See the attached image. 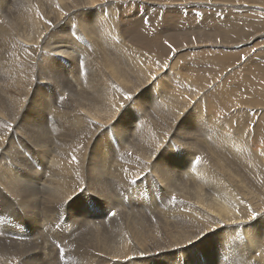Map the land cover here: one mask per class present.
<instances>
[{
  "label": "rangeland",
  "instance_id": "obj_1",
  "mask_svg": "<svg viewBox=\"0 0 264 264\" xmlns=\"http://www.w3.org/2000/svg\"><path fill=\"white\" fill-rule=\"evenodd\" d=\"M63 2L65 4L66 0ZM177 5L179 7H174ZM40 12L44 14L39 16ZM60 12L65 21L54 28L55 40L47 44V37L51 33L49 25L56 22ZM129 14L132 24L139 23L142 18L148 21L143 25V32H127L129 29L122 25L121 17L128 20ZM96 15L99 18L94 20ZM92 20L94 22L90 24ZM248 20H252L256 26L249 27ZM5 21L11 24L13 36L6 38L0 30V139H7L6 144H10V148L18 150V153L23 151L29 154L38 167L31 172L22 169L17 172H23L19 174L21 179L39 185L30 194V211L14 213L17 221L11 228L25 237L18 240L9 238L12 230L0 226L1 242H4H0V264H53L48 263V242H51L42 227L54 221L57 234H64L69 223L75 222L76 227L84 231L87 229L85 232L89 233L88 229L95 226L97 219L91 218L94 222L89 221L86 226L82 217L95 210L101 213L102 209L106 212L108 208H114L110 206L111 201L112 204L133 206L127 210L140 213L139 216L149 223L163 227L162 234L153 232L152 235L159 236L162 242L167 241L163 237L165 233L171 232L177 236L182 232L183 222L178 221L176 216L182 210H189L188 205L180 202L183 195L180 196L179 189L194 194L197 203L209 204L216 217L222 214L228 217L229 226H235V234L230 236V228L218 229L217 233L218 230H215L211 243L207 245V249L216 253L215 264H263L259 258L263 256L262 250L264 252V232H242L247 219L232 215L253 210L264 217V139L253 140L256 138L261 109L264 108V62L261 60L264 59V50H261L264 45V0H211V5L206 0H171L170 4L168 0H73L67 9L60 0H48L43 8L38 0H0V27ZM225 23L229 26H220ZM121 25L125 29L123 32ZM89 26L95 27L91 31L92 38L85 32ZM239 26L244 28L245 36L227 41L226 37ZM101 29L112 32V44L99 37L103 33L98 31ZM93 39H101L103 50L93 46ZM165 41L168 43L165 44ZM184 43H189L190 48L182 50ZM159 45L170 49L169 52L161 53ZM252 48H256L257 52L252 53ZM22 54L28 55L27 62ZM124 54L128 60L124 59ZM216 55L223 57L217 71L211 64ZM245 56L248 58L241 59ZM44 59L47 61L42 65ZM193 59L201 60L206 67L202 66L198 71L185 69ZM15 62L18 67L14 65ZM173 63L180 64L179 70L182 71L176 73ZM250 69L252 73L235 88L234 93L225 90L227 84ZM103 71L116 82L102 74ZM17 75L22 77L20 90L14 88ZM153 76L158 77L156 81L151 80ZM141 77L149 81L150 88L147 86L144 92L140 90L131 101H126L124 97L131 96L143 83L137 82ZM223 90L227 94L232 93V97L239 102L242 92H250L252 98L247 99V105H251V102L259 110L252 113L254 106L243 103L242 107H226L213 113L211 93ZM38 99H41L40 112L36 113L33 108ZM71 108L89 111L96 121L86 123L79 134L71 136L59 121L64 116L62 113ZM238 109H241L240 114ZM32 113L35 118L30 117ZM21 116H26L28 124L22 122ZM73 118L70 116V119ZM175 121L176 128L173 130ZM99 122L107 123L103 132H98ZM28 125L48 131L49 134H45L47 142L36 149L31 147L36 142L26 136L29 135ZM96 132L98 141L93 142L89 138ZM64 138L68 140L65 146L62 144ZM79 141L83 143L82 159L86 171L80 173L79 182L74 184L73 189L78 191L86 184L92 186L71 201L75 209H67L70 202L66 200L62 204L53 199L59 195L54 184L62 186L63 182L59 181L64 172L52 165L60 157L62 149L75 156L73 151H78L75 147ZM6 149L7 146L0 144V165L6 164L0 166V175L1 178L5 175L4 179L8 180L10 176L6 173H10V168L16 171L18 160L17 155L7 154ZM38 150L51 152L52 155L43 156L38 154ZM104 156L107 162L103 163ZM89 158L98 166L87 170ZM102 163L112 174L103 170ZM124 165L131 169L134 166L135 172L142 175L128 180L119 179L127 173L114 177V173L121 174L118 170H124ZM231 172L235 174L232 181L225 178ZM160 173H168L171 183H163L165 177ZM188 175L196 177L187 180ZM110 179L117 188H113ZM14 188L19 189V185ZM5 189L0 186V193H4L0 194V203L5 205L7 213L12 211L11 202L19 200L21 193ZM176 189L179 193L174 191ZM45 194L44 198L48 197V200L44 199L46 205L43 201ZM33 199L38 201L34 203ZM36 203L40 209L34 205ZM52 203L55 204L50 205ZM58 207L60 217H52ZM46 211L50 212L48 216L51 218L40 221L47 216ZM75 214L79 215L76 219ZM4 218L8 220L5 226L13 223L11 217L5 215ZM73 219H78V222ZM251 221L250 224L254 220ZM90 223L95 224L92 226ZM193 223L196 226L204 224L203 221ZM60 228L64 229L63 232H60ZM33 232L39 234L32 235ZM67 235H58L60 242L53 241L54 247L63 249L65 243L71 240ZM34 237L38 240H32ZM125 241V238L118 239L117 243ZM255 245L261 248H255L256 251ZM241 249L246 256L237 260L234 256ZM196 254L200 264L205 262L208 252L204 248L196 251ZM186 255L181 257L182 264L188 261L187 252Z\"/></svg>",
  "mask_w": 264,
  "mask_h": 264
},
{
  "label": "bare ground",
  "instance_id": "obj_2",
  "mask_svg": "<svg viewBox=\"0 0 264 264\" xmlns=\"http://www.w3.org/2000/svg\"><path fill=\"white\" fill-rule=\"evenodd\" d=\"M60 1H61L62 5H64L65 9H67L69 7V4L73 0H66L65 4L63 2L64 0H60ZM84 1H86V0H84ZM47 2H48V0H41V1L38 0V4H39V6L41 8H43L44 5L47 4ZM43 14H44V12H40L38 15L41 16ZM62 18H63V13L60 12L56 22L54 24H52V25H49L51 33L47 37V39H48V40H46L47 44H50L51 42H53L55 40V36L53 34V30H54V28L56 26L60 25L61 22H63L64 19L62 20ZM98 18H99V16L96 15L94 20H97ZM60 20H62V21H60ZM58 21H60V22H58ZM93 22L94 21L92 20L90 22V24H93ZM248 24H249V27H251V28H254L256 26V24L252 20H248ZM220 26L221 27L222 26L227 27L229 25L227 23H225V24H220ZM94 28L95 27H93V26H89V28H87L86 31H85L86 34H90V37H91V31ZM0 30H1V32H3L2 36L6 37V38L13 36V33H11L12 32V26H11V24L8 21H5L3 24H1ZM98 31L99 32L103 31L102 35L101 36L99 35V37L103 38L104 42L109 43V44L113 43V34H112V32H110L108 30H104V29H101V30H98ZM245 33L246 32H245V30H244V28L242 26L236 27V29L233 31V34L230 35V36H227L226 40L229 41V40H233L236 37L237 38L238 37H243V36H245ZM103 34H105V36H103ZM100 40L101 39H98V40H96V39L94 40L93 39V41H92V42H94L93 46L96 47L97 50H99V49L103 50V47L101 46L102 42ZM160 40H161V37H159L158 42H160ZM253 44H255V43H253ZM96 48H94V49H96ZM187 48H190L189 43H184L183 46H182V50L183 49H187ZM158 49L163 54L168 53L169 50H170V49H167V48H165L163 46H160V45H159ZM102 53H104V52H102ZM22 56H24L26 58L25 59L23 57L26 61L25 60H22V61L27 62L28 55L27 54H22ZM124 56H125L124 59L128 60V56L126 54H124ZM222 58H223L222 56H218V55H216V56H214L212 58L211 64H213V67H215L214 70L217 71L219 69V64L222 61ZM15 60L17 61L18 58L15 59ZM261 60L264 62V59H261ZM25 62L22 63V65L25 64ZM176 64L177 63H175V64L173 63L172 66L175 69V70L174 69L173 70L176 71V73H178L179 71H182L181 69L179 70V68H181V65L180 64L176 65ZM14 65H16L18 67V63L17 62H15ZM202 66L206 67V65L201 60L193 59L190 63L186 64V66H185L186 68L185 69L193 68L195 71H198V69L201 68ZM118 68H119V66H118ZM118 68L116 70V73L119 75ZM23 69H24V67H23ZM176 69H178V70H176ZM201 70L202 69H200L199 72ZM251 73H252V70L250 69L245 74L239 76L235 81H231L230 84H227L225 90L234 93L235 92V88H238L240 86L241 82L245 79V77L247 75H250ZM102 74L107 75L112 81L116 82V80L112 76L108 75L104 71H103ZM119 78H120V76H119ZM151 80H152V78H151ZM144 81H145V77H141L140 79H138V81H137L138 83H141V82H143V83H141L137 87V89L131 94L132 97H134L135 94L138 91H140V90H141V92H142V90L144 92V90L146 89L147 86H149L148 88H150L149 81H145V82ZM20 86H22V77H21V75H17V77H15V79H14V88L16 90H20ZM225 90H223V91H221L219 93H217V92H215V93L212 92L211 93L212 99H211L210 102L213 103V105L211 107V111L213 113H218L219 111H221L222 109H224L226 107H234L236 105H239L240 107H242V106H244V104L247 105V99L248 98H252V94L250 92L244 91V92H242V96H241V100L243 102L241 100L239 102V101H237L236 99H234L232 97V93L227 94L225 92ZM38 94L41 95V93H38ZM40 102H41V99L40 100L39 99L35 100V106H34L33 110L36 113L40 112V107H39ZM250 104L251 105H247V106H251V107L254 106L251 102H250ZM240 110L241 109H238V111H237L239 114H240ZM256 110H259V109L255 108V106L253 108H251V112L252 113H255ZM261 112H262V114L260 116L259 124H258V127H257L256 138H254L253 140H259L260 141V139H264V108L261 109ZM62 114H64V116H62V118L59 119V121L64 126H66L67 131L70 133L71 136L74 135V134L75 135L79 134V132L82 130L83 126L86 123H92V122L96 121V119H95V117H94V115L92 113H90L89 111L84 110L82 108L66 109L65 113H62ZM70 116H73L74 118L70 119ZM235 116L237 117V115H235ZM30 117L31 118H35L34 113H32V115H30ZM22 118H23L22 122L28 124V119L26 118V116H24ZM232 119H233V117H232ZM175 123H177V121L173 122L172 129L175 127ZM106 125H107V123H105V122H99V124H98V132H103L105 127H106ZM16 127L18 129V125H16ZM28 128H32V127L30 125H28ZM56 129L59 131V128L57 126H56ZM61 131H62L64 136H67V134L64 133L63 130H61ZM98 132H96L89 139H91L93 142L98 141V139H97ZM45 134L48 135L49 132L46 131V130H43V137L46 140L47 136H45ZM57 134H58V132H57ZM26 136H28L29 138L33 139L36 142V139L33 136L28 135V134H26ZM21 139H22V137H21ZM0 142H3V143H0V144L7 146V149H6V153L7 154L10 153L9 155H11V156H13V154H14V156L18 154V150L14 149L13 147L10 148L11 145L10 144H6L7 139H0ZM17 144H19V143H17ZM22 144H23V142H22ZM62 144L64 146L67 145L68 144V140L65 139V138L62 139ZM82 144H83L82 141H79L77 147H75V149L78 150L76 152L73 151L75 156H73L72 152H68L65 149H62V153L60 152V157L58 156V158H56V160L54 161V163L52 165V167L56 166V167H58L59 171L62 170L61 172H64L63 175L60 178L61 179L60 181H59V179H56V181L58 180L59 182H61V181L63 182L62 186H58L57 184L53 183L55 185V188L57 189L56 190L57 191V195L59 194L58 196L56 195L57 197H55L53 199H55L57 202L58 201L62 202V204H63L64 201H66V200L68 201L69 200V197L73 193L74 184L79 182L80 173L86 171V170H84L83 159H82V156H83V151H82V147H81ZM27 145H29V143ZM32 146L33 145H31V147ZM4 148H6V147H4ZM15 148H17V147H15ZM33 148L36 149L35 147H33ZM38 152H39V150H38ZM58 152H59V149H58ZM40 153L43 156L46 155V154H49V156L52 155L51 152H46L45 153V152L41 151L38 154H40ZM131 159L135 161V159H134V157L132 155H131ZM89 160H90V162H89L90 164H89L87 170L98 166L97 163H95L91 158H89ZM16 162H18V161H16ZM104 162H107V159L105 158V156L103 157V163ZM103 163H102L103 170L105 172H107V173L112 174V172L110 170H106L105 169V167H104L105 164H103ZM3 165L6 166L5 163ZM3 165H0V166H3ZM111 166H112V164H111ZM7 167H8V164H7ZM11 167H13V166H11ZM123 167H126V168L124 170L123 169H119L118 170L119 172H121V174L118 175V174L114 173L113 174V175H115L114 177H116V176L117 177H121L122 175L127 173L126 175H124L122 178H119V179L128 180V179L137 177L138 175L141 174V173L135 172L136 169H135L134 166H133V169H131V167L127 168V165H124ZM15 168H16V166H15ZM46 168H48V167H46ZM17 170H19V169H17ZM17 170L15 171V169H12V168L9 169L10 173H6V174H9V176H10V178L8 180L4 179L5 175L3 176V178H1L2 175H0V186L2 188L6 187L8 190L9 189H13L14 192H16V191H18V193L20 192L18 188H14L15 185H17V186L19 185V182L21 180V177H19V174L22 171L19 173V171L17 172ZM70 172H72V173H70ZM16 173H18V174H16ZM54 173L55 172H53V174ZM234 175H235L234 172H231L228 175H226L225 178H228V179H230L232 181ZM236 175H238V174H236ZM33 177H34V175H33ZM108 177L110 178L111 176L109 175ZM195 177H196V175H188V176H186V179L189 180L190 178H195ZM6 178H7V176H6ZM53 178H55V177H53ZM3 179L5 181H3ZM112 180H113V178H112ZM113 182H115V180H113ZM35 184H37V183H35ZM200 184L203 185L202 182ZM38 185H39V183H38ZM114 185H115V183H114ZM115 188H117V185L115 186ZM225 188L223 190H221L219 197L221 196V194L225 190ZM7 189H5V190H7ZM49 189L50 188H48V190ZM110 189H111V187H110ZM118 190H119V188H118ZM179 190H180V193H179ZM179 190L176 189L174 191L179 193L180 196H181V194L183 195V196L180 197V202L182 204H184V205H188L189 210H187V211H183L182 210L176 216V219L178 221L183 222L182 225H181L182 232L179 233L177 236L174 233L168 232V233H165L163 235V237L165 239H167V241H164V242L160 241V237L159 236H153L152 233L155 232L157 234H162L163 231H164L163 227H158V225H156V224L149 223L148 221H146L145 219H143L142 217L139 216L140 213L130 212V211L127 210L128 207H133V206H123V205H120L119 203H116V202H115V204H112L113 202L111 201L110 202V206H112L114 208H108V210L106 212H104L103 209H102L101 213H99L98 210H95V211L92 212V214H85L82 217L83 222L85 224L88 223L89 221H92L91 218H93V220L97 219L96 224L94 223L95 226H93L94 224L93 225L91 224L94 221H92L90 223L93 227L88 229L89 233L85 232L87 229L84 231V230L81 229V227L80 228L76 227L75 226L76 225L75 222H73V224H71L72 223L71 222V223H69V226L67 225L68 228H65L66 229V233L68 234L67 237H69L71 240L69 239L70 241L65 243V247L63 249H59V247L56 248V246L54 247V244L48 242V244L50 245V251H48V252H50V261L48 263H52L53 262V264H182L181 257L186 255V252H187L188 253V261H187L186 264H199V257L196 254V251L199 252V249H204L205 248V250L208 252V254L206 256L205 262L204 263L202 262L200 264H215L214 263V261H215L214 257L216 256V253L211 251V249H207L206 248L207 245H209L211 243V238L213 237V234H214L215 231L208 232V226L211 225V227L213 229H215V230H218V229L220 230L221 228H225V229L230 228L231 232H230L229 236L231 234H235V231H233V230H235V226H232V225L229 226V224L227 223L228 217H225L222 214H218L217 217H216L214 215L213 208L209 204L205 203L204 205H202L203 203H197V200H196L194 194H192L190 192H186L183 189H179ZM56 191H54L55 194H56ZM78 191H79V189H78ZM32 193H31V195H32ZM96 193H98V192L96 191ZM0 194H4V193L2 192ZM17 194H15V195H17ZM48 194H49V192H48ZM50 194H51V191H50ZM6 195H4V196H6ZM35 197H37V196H35ZM45 200H48V197ZM51 200H52V197H51ZM51 200H50V202H51ZM35 201L36 200H34V203H35ZM52 202H54V201L52 200ZM37 204L38 203H36L34 205L36 206ZM53 204H55V203H52L50 205H53ZM50 205L48 204L47 206H50ZM36 207H38V206H36ZM65 207H66V204L63 206V209H65ZM45 208H46V206H45ZM67 209H75L74 206L71 205V201L68 204ZM150 209H152V207H150ZM27 210H26V212H27ZM28 211H30V210H28ZM49 213L47 215H49ZM82 214H84V213H82ZM27 215H30V213L27 214ZM75 215H77V214H75ZM232 216L235 217V218H241V219H244V220L247 219V220H245L246 224H244L243 226L239 225V226H242V228H243L242 232H254V231H259V232L263 231L264 232V217H261V214L256 216L253 219L254 220L253 223H251V224L249 223L250 220H249V216H248L247 212L242 211L239 214L234 213ZM78 217H79V215H77V217L75 216L74 218L76 219ZM72 218H73V216H72ZM30 219H31V217H30ZM49 219L47 218L46 220H49ZM77 220H74V221H77ZM104 220H105V223H104ZM16 221L17 220L15 218V222ZM31 221H32V219H31ZM194 221L195 222H200V221L202 222L203 221L204 224L200 225V226H196L193 223ZM6 222H8V220L6 218L0 217V226H2V228L5 227V228H8V229L12 230V236L9 235L10 236L9 238L13 237V238L18 240L19 237H25V236H23L24 234H19V232L16 229H12L11 228V226L14 225V222L10 223L9 226H5ZM64 222L66 223L67 220L65 219ZM32 223H33V221H32ZM48 223L50 225V226L48 225L49 228L53 232H55L57 234V232H56L57 230L55 231L54 230L55 228L53 226V224L55 222L52 221L51 223L50 222H48ZM60 223H62V222H60ZM44 226H46V225H44ZM86 226H87V224H86ZM43 227H42V229H43ZM121 229H124L125 231H121ZM199 229H203L205 233L208 232L206 235L202 236V238H200V239H198L197 235H195V233ZM225 229H223V230H225ZM219 230L216 231V233L219 232ZM4 231H6V230H4ZM35 233L33 232L32 235H34ZM66 233H64V234H62V233L60 234L59 233L57 235H65ZM36 234H39V233H36ZM26 238H28V237H26ZM124 238L126 240L125 242L117 243L118 239H124ZM189 238H191L194 242L189 244ZM227 240H228V238H226L225 241H227ZM8 241H11V240H8ZM19 241H17V242H19ZM0 242H1V237H0ZM46 242H47V239H46ZM1 243H4V242H1ZM20 243L23 244V242H20ZM41 243L44 244V242H41ZM27 244H30V243H27ZM45 246H44V248H45ZM23 248L25 249V247H22V249ZM255 248L259 249L261 247L255 245L254 246V250H256ZM11 250H12V248H11ZM256 251H258V250H256ZM256 251H254V252H256ZM12 254H13V252H12ZM29 254H31V253H29ZM44 254H45V252H44ZM262 255L263 256H261L259 259L264 264V252H263V250H262ZM244 256H246V255L241 249L240 252L238 253V255H235L234 257L237 260H239V259L241 260V259H244ZM26 257H27V255H26ZM38 257H39V255H38ZM128 257H133V259L129 260ZM246 258H248V257H245V259ZM26 259L27 258H25V260ZM28 259H29V257H28ZM37 259H39V258H37ZM45 259H47V258H45ZM31 260H33V259H31ZM41 261H43V260H41ZM29 263H31V262H29ZM34 264H36V263L34 262ZM237 264H238V262H237ZM241 264H243V263H241Z\"/></svg>",
  "mask_w": 264,
  "mask_h": 264
},
{
  "label": "snow or ice",
  "instance_id": "obj_3",
  "mask_svg": "<svg viewBox=\"0 0 264 264\" xmlns=\"http://www.w3.org/2000/svg\"><path fill=\"white\" fill-rule=\"evenodd\" d=\"M105 2H107V0H105ZM169 4L171 3V0H168ZM208 5H211V0H206ZM174 7H179L174 6ZM129 19L126 20V17H121V20L123 21L122 25H125L126 27H128V31L129 33H134L137 32L138 30L140 32L144 31L143 25L147 24L148 21H145L143 18L140 20L139 23L136 24H132L131 20H130V14L127 16ZM161 22H163V18H160ZM121 25V31H125L124 28H122ZM165 44H167L168 42L165 41ZM169 48H171V45H169ZM261 50H264V45L261 46ZM257 49L256 48H252V53H256ZM248 57H242L241 59H247ZM47 60L44 59L42 60V65L46 62ZM167 67V66H166ZM167 72V70L165 71ZM164 72V73H165ZM49 75V74H47ZM51 75V74H50ZM158 77L153 76L152 80L156 81ZM55 79V78H54ZM63 97H59V99H62ZM132 96H126L124 97V99L126 101H131L132 100ZM29 135L33 136L36 139V144L33 145V147H39L40 145L46 143L47 141L44 139L43 137V129H41L39 126L36 127H32L27 129ZM81 147H83V145H81ZM17 160H18V164L16 165V170L17 169H22L24 171L27 172H31L32 169H35L36 167H38L37 165H35V162L32 161L29 157V154L24 153L23 151H21L20 153L17 154ZM161 176L165 177V180L163 181V183H171V177L168 173H160ZM103 182V181H101ZM37 186L36 184H33L30 180L28 179H24L22 178L19 182V191L21 193L20 199L17 201H12V211L11 212H5V205L3 203H0V217H4L5 215L11 217V222H15V216L14 213L15 212H24L26 211L31 205L32 203L30 202V194L34 191L37 190ZM92 185L91 184H86V186L84 188H80L79 191L77 192L75 189H73V193L72 195L69 197L68 202L72 201L73 199L77 198L79 195L87 192L90 190V187ZM104 195L109 196V193H104ZM57 214H59L60 210L59 208H57ZM247 214L249 216V220H253L256 216L260 215L261 213L255 212V211H250L247 210ZM114 215V214H113ZM243 223V222H241ZM210 231H215V229H213L211 227V225L208 226V232ZM235 231V230H233ZM207 232V233H208ZM207 233L204 232L203 229H199L197 230V232L195 233V235H197V238L200 239L202 238V236L206 235ZM194 241L189 238V244L193 243ZM129 260L133 259V257H128Z\"/></svg>",
  "mask_w": 264,
  "mask_h": 264
}]
</instances>
